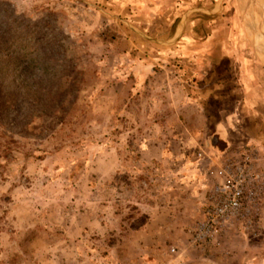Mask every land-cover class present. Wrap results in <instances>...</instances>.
Masks as SVG:
<instances>
[{
  "label": "rangeland",
  "instance_id": "obj_1",
  "mask_svg": "<svg viewBox=\"0 0 264 264\" xmlns=\"http://www.w3.org/2000/svg\"><path fill=\"white\" fill-rule=\"evenodd\" d=\"M7 1L57 37L65 76L54 104L0 98V264H264V208L208 249L188 233L243 69L264 127L260 0Z\"/></svg>",
  "mask_w": 264,
  "mask_h": 264
},
{
  "label": "trees",
  "instance_id": "obj_2",
  "mask_svg": "<svg viewBox=\"0 0 264 264\" xmlns=\"http://www.w3.org/2000/svg\"><path fill=\"white\" fill-rule=\"evenodd\" d=\"M16 14L9 1L0 0V98L10 104L18 93L17 98L28 95L36 104H54L64 97L59 40L45 22L22 21Z\"/></svg>",
  "mask_w": 264,
  "mask_h": 264
},
{
  "label": "built area",
  "instance_id": "obj_3",
  "mask_svg": "<svg viewBox=\"0 0 264 264\" xmlns=\"http://www.w3.org/2000/svg\"><path fill=\"white\" fill-rule=\"evenodd\" d=\"M203 154L199 152V156ZM256 150H247L209 168L212 183L206 194L202 219L188 228L190 244L208 249L220 244V237L231 223L254 230L264 208V169ZM171 251L177 253V247Z\"/></svg>",
  "mask_w": 264,
  "mask_h": 264
},
{
  "label": "crops",
  "instance_id": "obj_4",
  "mask_svg": "<svg viewBox=\"0 0 264 264\" xmlns=\"http://www.w3.org/2000/svg\"><path fill=\"white\" fill-rule=\"evenodd\" d=\"M250 77L249 73L243 69L239 84L245 95V104L241 102V109L237 107L234 115H229L221 122L222 125H218V131L214 133L217 138V144L211 146L212 143L207 140L204 144L205 149L201 148L200 150L202 151H198V153L201 152L203 154V159L206 158L208 160L210 168L234 154H240L247 150H256L262 157L261 167L264 169V127H262L261 133L259 125L263 123L257 122L256 115H253L255 114L253 109L258 105L260 87L256 86L255 81H250ZM256 123L258 127H255ZM212 141L215 143L214 140ZM218 142L220 143L219 146H217ZM207 178L211 185L212 178L209 177L208 173Z\"/></svg>",
  "mask_w": 264,
  "mask_h": 264
},
{
  "label": "bare ground",
  "instance_id": "obj_5",
  "mask_svg": "<svg viewBox=\"0 0 264 264\" xmlns=\"http://www.w3.org/2000/svg\"><path fill=\"white\" fill-rule=\"evenodd\" d=\"M254 7H255V10L258 12V11H260L259 13L260 14H258V16L259 15H261L262 17L261 18H263L264 19V0H260V2H255L254 3ZM246 8V7H245ZM249 15L248 16H250L251 15V11L249 10ZM255 14V13H254ZM253 15V14H252ZM256 15H257V13H256ZM252 18V16H250L249 17V19H251ZM257 19H259V18H257ZM260 20V19H259ZM257 24V23H256ZM261 25V24H260ZM261 27V26H260ZM264 28V27H263ZM261 34V33H260ZM263 37V36H262ZM261 44L263 45V47H264V40L263 39H261Z\"/></svg>",
  "mask_w": 264,
  "mask_h": 264
}]
</instances>
